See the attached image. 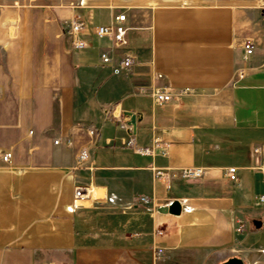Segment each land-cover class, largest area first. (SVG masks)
Listing matches in <instances>:
<instances>
[{"label":"crops","instance_id":"crops-1","mask_svg":"<svg viewBox=\"0 0 264 264\" xmlns=\"http://www.w3.org/2000/svg\"><path fill=\"white\" fill-rule=\"evenodd\" d=\"M119 11L115 46L93 27ZM76 16L81 51L64 32ZM102 52L132 64L114 73ZM156 138L154 156L128 145ZM262 144L264 0H0V264H264ZM195 166L170 188L153 169Z\"/></svg>","mask_w":264,"mask_h":264},{"label":"built area","instance_id":"built-area-1","mask_svg":"<svg viewBox=\"0 0 264 264\" xmlns=\"http://www.w3.org/2000/svg\"><path fill=\"white\" fill-rule=\"evenodd\" d=\"M90 28L88 21H86L81 16H76L72 18L64 29L65 34L71 39V44L73 49L81 51L86 49L89 44L88 41L84 38V33ZM129 31V25L127 22V14L124 11L114 12L111 15L109 23L98 24L93 27V32L99 38H108L113 45L122 46L127 44ZM256 50L255 43L252 39H247L243 44V54H242V66L239 68L238 75L240 78H243L249 68V62L254 55ZM101 60L104 64H112V70L114 73H121L122 71L129 69L132 64V58L126 56L115 61L113 57L107 53H101ZM142 91L152 95L154 101L158 104H164L173 99V94L160 87H155L151 91L146 87H142ZM56 143H59V140H55ZM67 144H71V141H68ZM161 140L156 138L152 141L150 145L137 146L133 139L128 141V145L132 146L134 150L142 155H151L154 156L157 153V150L160 148L161 152H164V149L161 148ZM256 152L261 153L264 156V145L256 146ZM86 151H83L79 156V161L83 162L86 158ZM12 159V152L9 150L0 149V160L4 163H9ZM154 175L157 179L163 180L167 187H171V181L174 177H181L185 179H196L204 175L203 167H182L179 169H170L163 167H154ZM238 168L236 166H230L227 169V174L232 180H237ZM140 200L144 203H149L151 201L148 196H141ZM260 201L264 202V195L260 197ZM246 220L238 219L236 224V231L238 233H243L246 230ZM163 249H158V254H161Z\"/></svg>","mask_w":264,"mask_h":264},{"label":"water","instance_id":"water-1","mask_svg":"<svg viewBox=\"0 0 264 264\" xmlns=\"http://www.w3.org/2000/svg\"><path fill=\"white\" fill-rule=\"evenodd\" d=\"M124 114L130 118L128 121L129 125L132 126L134 129H136L137 115L130 111H124ZM161 211L164 212L170 211L172 213L178 214L181 211L180 202L174 201L169 207L162 208ZM225 264H243V261L241 259H232Z\"/></svg>","mask_w":264,"mask_h":264}]
</instances>
